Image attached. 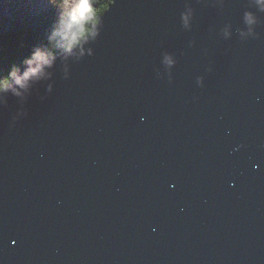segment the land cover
<instances>
[{
	"label": "water",
	"instance_id": "obj_1",
	"mask_svg": "<svg viewBox=\"0 0 264 264\" xmlns=\"http://www.w3.org/2000/svg\"><path fill=\"white\" fill-rule=\"evenodd\" d=\"M97 29L0 92V264H264V3L112 0Z\"/></svg>",
	"mask_w": 264,
	"mask_h": 264
},
{
	"label": "trees",
	"instance_id": "obj_2",
	"mask_svg": "<svg viewBox=\"0 0 264 264\" xmlns=\"http://www.w3.org/2000/svg\"><path fill=\"white\" fill-rule=\"evenodd\" d=\"M108 5V0H96L92 7L93 9H99V15L101 16ZM9 6V1L2 2L0 0V76L9 75L14 68L21 69L25 61L31 59L38 48L51 51L53 55L65 52L62 48L56 46L60 37L53 36L60 22V19L54 18L51 13L52 11L56 12V5H50L49 8L42 7L43 12H31L30 14H23V10H14ZM17 14L24 15L25 18H19ZM44 20H46V23ZM10 28L18 29V34H26L22 33V29L34 28L36 30L32 31L42 34L47 39L36 40L28 35L11 36L8 33Z\"/></svg>",
	"mask_w": 264,
	"mask_h": 264
},
{
	"label": "clouds",
	"instance_id": "obj_3",
	"mask_svg": "<svg viewBox=\"0 0 264 264\" xmlns=\"http://www.w3.org/2000/svg\"><path fill=\"white\" fill-rule=\"evenodd\" d=\"M50 2L63 10L59 26L53 33L54 37H60L57 47L72 54L74 48L82 46L89 38L94 39L98 35L97 25L99 24L100 10L92 7L96 0H50ZM108 2L110 3L111 0ZM261 2L264 3V0ZM246 18L250 23L253 22L251 14H246ZM185 19L187 20V17ZM53 60L54 55L51 51L36 49L32 58L25 61L30 67L23 76H19L18 69L15 68L9 75L0 76V92L12 88V80H15L21 88H27L30 79H39L45 75V66L51 67ZM34 63L36 66L31 67ZM168 63H172V61L169 59ZM16 94L19 95L18 92Z\"/></svg>",
	"mask_w": 264,
	"mask_h": 264
},
{
	"label": "rangeland",
	"instance_id": "obj_4",
	"mask_svg": "<svg viewBox=\"0 0 264 264\" xmlns=\"http://www.w3.org/2000/svg\"><path fill=\"white\" fill-rule=\"evenodd\" d=\"M1 1L2 2H8L9 1L11 8H13L14 10H19V11L23 10V14H30L31 12L37 13L39 11L43 12L42 6L44 8H49L50 5H54L53 3L50 2V0H34L35 2L33 0H1ZM32 2H33V4H32ZM51 13H52V16L54 18L60 19L61 15L63 13V10L56 6V12L54 13L52 11ZM17 15L19 18H25L24 15H21V14H17ZM44 22L46 23V20H44Z\"/></svg>",
	"mask_w": 264,
	"mask_h": 264
},
{
	"label": "bare ground",
	"instance_id": "obj_5",
	"mask_svg": "<svg viewBox=\"0 0 264 264\" xmlns=\"http://www.w3.org/2000/svg\"><path fill=\"white\" fill-rule=\"evenodd\" d=\"M14 3V2H13ZM112 3V0H111V2L109 3V4H111ZM42 6V5H41ZM109 6V5H108ZM43 7V6H42ZM22 9V8H21ZM8 10V9H7ZM11 17H13V16H11ZM44 23V22H43ZM55 55V54H54Z\"/></svg>",
	"mask_w": 264,
	"mask_h": 264
}]
</instances>
